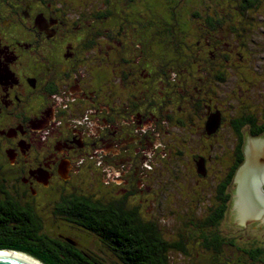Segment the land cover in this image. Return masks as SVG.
I'll list each match as a JSON object with an SVG mask.
<instances>
[{"label":"trees","instance_id":"trees-1","mask_svg":"<svg viewBox=\"0 0 264 264\" xmlns=\"http://www.w3.org/2000/svg\"><path fill=\"white\" fill-rule=\"evenodd\" d=\"M44 1L55 2L64 11L71 12L78 9V7L81 9L80 3L71 1ZM178 1V6L173 9L166 6L165 0H132L131 3L136 4L137 12L143 18L135 22L133 21L131 26H129L130 24L124 25L120 23L123 34L125 32L127 35V28L132 31L128 37H124L122 33L121 36L115 35L118 28L114 24L117 22L110 19L113 15L110 6L105 7V5L98 4L93 0L83 1V3H87V7L92 9L94 19L98 20L96 24L99 26V23H102L101 27L90 29V26L87 28L86 46H92L97 41V34L104 33L113 37L112 41L103 46L105 50L102 49L101 52L104 53V58L102 59V53L97 51L95 53V60L92 61H96L95 63L97 64L101 62L103 67H106L109 72L112 70L118 76L117 80H109L107 89H111L112 91L106 93L105 100L113 108L114 106L117 108L116 101L114 103L115 98H118L123 104L120 114L122 133L126 129V118L130 115V119H132V114H134L132 112L138 106L139 109L143 106L148 109V112L141 111L140 117L152 123L157 117L149 113L151 108H157L158 112H162L166 109V105L160 107L162 103L174 97V101L178 103V106L176 104L177 109L180 110V108L184 107L179 103L181 98L188 101L193 98L197 99L203 90L211 91L210 96L217 97L219 90L217 82H225L229 77L226 70L213 68L214 63L218 60H212L211 55L208 56L199 47L202 42H209L207 39L209 37L208 33L214 36V29L223 22L222 17L224 15L228 17L230 12H226L225 10L223 13L218 12L217 8L219 6L213 14L208 11L204 12L202 6L211 4L209 2V4L206 3L205 0ZM256 3L257 0H241L238 8L241 12L245 13ZM222 8L226 9L225 7ZM66 15L68 16L69 14ZM106 15L108 16L107 19ZM88 25L89 23H86L79 27L84 29ZM231 29H234L233 25L232 27L229 26V31ZM200 35H204L203 40H201ZM136 42L138 44V50L134 49L133 43L136 44ZM111 47L113 49L109 52ZM230 49L227 45H223L221 55L223 53L224 61H228V52L226 50ZM158 51L164 54L165 57H162ZM192 60H195L196 64L198 63V69L203 70V67L206 69L207 67H211L212 71L211 74L209 73V77L207 74L204 76H195L196 80L194 83L198 84H194L189 88L186 87L189 83L185 78L187 76L190 77L195 69H191L186 73L185 77H180V71L184 66L188 68ZM172 67L175 68L172 69ZM174 70H177V77H173V79L169 78L168 71L171 77V73ZM161 76L164 78L163 88L157 81ZM138 79L146 80V83H139L137 82ZM205 79H209L210 81L204 83L203 81ZM179 80L180 82H178ZM211 81L215 83L211 84ZM220 91L224 93V91ZM142 94L143 96L145 95L144 97L146 95L148 96L146 97L147 101L142 100ZM260 101H262L261 98H238V102H241L242 105L234 104V102L232 104L233 110L241 106L239 108V114H231L229 118L233 130L237 135L238 142L234 147V157L230 169L222 176H219L218 180L214 182L216 204L212 206V203H209V210L202 219L198 218V221H196L195 215L198 214L197 206L200 207L202 202V185L199 179L208 177V180H210L211 177L208 165L207 173L204 174L198 171L201 178L197 177L192 181L189 190L186 191L185 189L184 191L185 194L188 192L187 196H184L182 198L183 200L176 202L175 205L169 201L170 197L182 192L180 190L181 184L182 182L186 183V180L189 178L187 176L190 171L189 168L188 172L186 168L183 169L184 166H178L176 170L171 168L164 183L163 180L160 181V188L150 189L149 184V191L148 188L142 191L144 189L139 186L135 190L128 186L131 185L134 187L138 185L140 178H136V174L138 175L139 173L136 172L135 168L136 166L139 167V165L134 164L131 169H127L125 174L127 177L120 176V174L117 175L114 171L117 168L119 170L118 172H120L121 169L124 170L126 168L125 166L120 169L118 166H112L110 167L111 172L107 173L103 171L105 177L104 179L102 177L103 180L100 179L96 172L89 179L90 183L96 184V187L97 182L101 184L100 187H97L101 191L99 194H97V189L92 191L90 188L85 187H76V189L73 187L72 189L66 190L64 186L58 190L49 191L54 194L51 197H56L53 202L54 209L57 208L56 212L60 213L62 215L61 219L66 221L63 225H66L65 228L67 230L63 229L64 231L62 232L57 231L53 234V232L48 231L45 228V220L37 206L36 208L39 214L35 213L34 210H26L22 207L21 202L15 200L13 196H10L9 205L11 208L9 212L16 209L14 207H20L21 214L18 218H13L15 214L10 213L13 218L12 222L7 228L0 230V248H15L26 251V253L46 264H174L170 258L171 252L174 250H179V252L180 250L182 252L186 250L185 235L180 233L177 237L171 236L170 238L166 236L156 219L157 217L147 213L146 208L143 207L145 200H148V195L160 192V197H158V201H154L153 208H161L164 205L176 215L182 216L184 214L188 216L191 213L194 221L187 222L190 224L198 223L201 227L198 235L200 244L213 251L221 249L225 242L224 236L215 231L209 233L207 232V228L216 225L227 213L228 209L231 208L230 200L233 191L230 189V185L234 182L235 172L244 159L243 146L245 144L244 139L247 137L245 138L243 127L247 126V135H259L264 131V104L260 107ZM210 102L211 97H208L206 102L202 98L196 101V103L193 102V105L186 106L185 110L183 108L179 113L175 108L174 114L178 117H175L172 111L167 115V118L173 119L179 128L183 126L178 133L181 136L182 145V148L178 152L182 157L183 163L187 160L186 163L190 161V164L194 165L196 158L201 154L208 161L217 158L221 162L223 159V156L218 152L213 153V151H208L206 154L200 152L206 142H209V147H212L214 140H217L215 136L216 132L208 133L204 125L206 119L205 112L209 106L213 105ZM249 103H254L255 107L251 108V106H247ZM217 109L220 111L221 117L224 116L223 108L217 106ZM225 109L230 110V107L225 105ZM194 114L198 119L192 123L190 120ZM191 125H196L197 129L201 128L200 133L203 132V136L194 142L190 138H192V135L196 131L191 129ZM137 126H139L140 132H143V121L139 122ZM210 140H213L211 144ZM156 141L157 139H150V142L153 143L150 146V157L157 150L155 149L153 151L157 146ZM149 160L150 158L147 156H144L143 159L140 156V167L145 165L147 167L146 170H148L152 166V162ZM82 164H75L74 169L79 172L87 167L94 169V164L91 162L84 163V168H82ZM4 170H7L6 167H4ZM145 174L146 172H144ZM0 176L2 175L0 174ZM117 178H122L123 181ZM110 180L113 183L124 182L123 187L119 185L122 194H107L109 190L106 185L102 186V183ZM5 182L8 184L7 181ZM194 182L196 184L192 186ZM89 185L87 184L86 187ZM194 188L195 191L192 192ZM5 189L7 190L8 188L4 185L0 177V191ZM116 190L119 189L116 187ZM61 198H63V201L59 202ZM207 200L208 197L206 198V202ZM50 205L52 206V204ZM6 206H8L7 203L0 200V212L7 210L8 207L5 208ZM163 217L166 219L169 216L163 215ZM54 220L55 217L51 219L52 222ZM102 246L108 249L107 254H104L102 251ZM238 249H242L241 252H244L246 256L244 257L243 255L241 256L243 258L239 259L229 258L230 263L218 261V264H264V245L244 248L238 246Z\"/></svg>","mask_w":264,"mask_h":264},{"label":"flooded vegetation","instance_id":"flooded-vegetation-1","mask_svg":"<svg viewBox=\"0 0 264 264\" xmlns=\"http://www.w3.org/2000/svg\"><path fill=\"white\" fill-rule=\"evenodd\" d=\"M66 1L81 3L84 0ZM93 1L115 7L132 0ZM69 13L53 1L0 0V177L8 188L0 191V200L8 205L7 210L0 212V230L7 228L12 219L21 214L20 207L9 212L10 196L21 202L26 210L39 214L36 206L42 207L38 199L44 195V205L55 214L57 208L54 209L53 202L56 197L48 196V193L64 187L55 183L57 176L68 182L75 170L73 168L71 172L70 165L74 167L92 159L101 160L107 173L112 171L110 167L122 162L121 168H127L123 167L120 172L117 168L114 170L121 176L131 168L129 147L141 140L136 135L127 144L126 139L107 141L103 135L104 128L109 125L107 133L122 135L117 132L118 128L122 131L121 120L117 128L115 117V129L110 123V113L116 108L105 100L106 93L112 91L107 89L109 80H117L118 76L101 62L83 61L86 54L81 48L86 46L87 36L80 39L79 36H66L69 26L76 34L73 22L66 15ZM111 13H115L113 9ZM90 104L94 105L93 110ZM212 107L218 110L217 106H209L206 119L216 111ZM134 116L140 118L139 122L143 121V127L150 125L149 120L140 117V111L132 114ZM91 119L99 125L97 132L91 131ZM217 129L211 133H217ZM119 145L126 155L116 162H109L107 151L117 152ZM151 145L149 140L142 159L144 156L150 158ZM200 160H203V173L206 174L208 160L202 154L196 158L194 168L200 171ZM142 167L147 169L145 165ZM60 171L67 177L64 178ZM10 213L15 217L12 218Z\"/></svg>","mask_w":264,"mask_h":264},{"label":"rangeland","instance_id":"rangeland-1","mask_svg":"<svg viewBox=\"0 0 264 264\" xmlns=\"http://www.w3.org/2000/svg\"><path fill=\"white\" fill-rule=\"evenodd\" d=\"M206 3H211L207 6H202L204 12L208 11L209 13H214V11L222 12L225 10L226 12H230L227 16H223L222 20L223 22L214 29V36L209 35L207 38L209 42H202L200 45V50H204L205 53L209 56L211 55L212 60H218L216 63H214L213 68L216 69H224L227 71V74H229V77L226 79L225 82H217L219 85V90H218V95L216 96H210L211 91L208 90H203L199 94L197 99H190V101L186 99H182L179 101L180 104H182L184 107L180 108V110L177 109L178 103L174 101V97L171 98L169 101H165L162 103V106L166 105V109L162 112H158L157 108H151L149 110L150 114H153L157 117L152 123L150 122V125H144V130L143 132H140L139 130V118L132 117L130 119V115L128 118H126V129L120 132L118 128L119 124V119H120V114L122 111V103L121 101L117 98L114 99V103L116 101L117 103V108L113 110L110 113L111 118V126L113 129H115V117H116V126L118 128V133L122 134L121 137L117 133L112 134V133H107L106 130L110 127L107 126L104 128L103 135L107 137V141H111L113 138L115 140H121L126 139L127 144H129V140H133L136 138V135H140L139 142L136 145H133L129 147L130 155L132 156V162L129 165V167L132 168L134 164L139 165L138 168H135L136 172L139 173L138 175L136 174V178H140L138 185H135L134 187L131 185V188L135 190L136 187H141L145 191L148 188L149 191V184H150V189L155 188L158 189L160 188V181L163 180V183L165 181L166 176L169 175V170L171 168L177 169L178 166L183 167V169L186 168L188 172L187 176L189 177L186 180V183L182 182L180 190L182 191L180 194H175L170 197V200L174 205L176 202H179L183 200L182 198L184 196H187L188 192L185 194L184 191L189 190L191 187V183L195 178H201L200 174L198 173V170L194 168V165L190 164V161L183 163L182 157L179 154V149L182 148L181 145V136L178 135V133L181 131L182 127H178L175 124V121L173 119L167 118L168 113L172 111L174 114L175 108L177 109V112L179 113L181 110H185L186 106L188 105H193L192 103L198 101L199 99H204L206 102V99L208 97H211V104L214 106H219L223 108V114L224 116L221 117V126L219 127L217 133L215 134L217 140L213 142V140H210V144L213 142V146L209 147V142H206V144L202 147V150L200 152L203 153H208V151L213 153H220L221 156H223L222 161H218L217 158H214L211 161L207 162L208 165V170L211 174L210 180H208V177L199 179L201 185H202V192H201V206H197V212L196 214V221L199 219H202L204 215L207 214L209 210V203H212V206L216 204V198L214 196L215 194V186L214 182L218 180L219 176H222L227 170L230 169L233 157H234V147L236 143L238 142L237 135L235 131L233 130L232 123L229 121V118L231 114L236 115L239 114V108L237 107L236 110H233V102L234 104H239L242 105L241 102H238V98H248L250 97L258 99L261 98L262 101L260 107L263 106L264 104V0H257V3L249 9L247 12H241L239 7V4L241 0H205ZM118 3L115 5L113 8L112 5L110 7L113 9L115 12L110 19L114 20L115 23L114 26L118 28V31L115 33L117 36H121V24H130L131 26L132 22L137 21L138 19L143 18L138 12L136 8V4H121ZM165 4L167 7L175 8L178 6L179 1L178 0H165ZM109 5V4H108ZM106 5L105 7H108ZM83 9H78L71 11L69 13V19L73 22L72 23V28L76 31V34H74L73 30L65 31V34L67 37L74 38V36H79L80 38H83V36H86L88 33L87 28L91 26L90 29L95 28V27H101L102 23L96 24L98 22L97 19H94V13L90 7H87V3H80V7H83ZM225 7L226 9L222 8ZM169 14V13H167ZM89 23V25L84 29L77 28L76 26H81L83 24ZM234 26V29H231L229 31V26L232 27ZM79 29V30H77ZM128 29L127 35L122 33V35L125 37L128 35H131L132 31ZM116 30V29H114ZM190 30V29H189ZM240 33V34H239ZM206 35V34H205ZM97 41L93 43L92 46H82L81 52H84L86 54V60L83 61H92L95 60V53L100 50V52L105 50L103 46H105L106 43L112 41L113 37L107 34H97ZM195 36V35H194ZM204 35H200L201 40H203ZM130 39V38H129ZM213 39V40H211ZM136 40V39H134ZM138 42V41H137ZM133 43L134 49L138 50V44ZM223 45H227L230 47V50H226L228 52V61H224V55L222 53L221 55V49ZM112 47L110 48L109 52L112 51ZM115 52V51H114ZM159 52V51H158ZM102 53V52H101ZM113 53V52H111ZM159 54L162 57H165L164 54L160 53ZM104 53H102V59ZM89 56V58H88ZM107 56V55H106ZM101 58V56H100ZM220 58V59H219ZM185 59V58H184ZM121 65V63H120ZM118 64V66H120ZM189 67L187 68L184 66L182 70L180 71V77H185L186 73H188L191 69H195L193 74L189 77L187 76L185 79H187V82L189 83L186 85V87H191L194 84V81L196 80L195 76L199 75H208L209 73L211 74V67L207 69L203 67L202 69H198V63L196 64L195 60L191 61V64L188 65ZM175 67H172V69ZM169 78L177 77V70H174L173 73H171L170 77V72L168 71ZM176 79V78H174ZM121 81V80H120ZM158 83L160 85L164 86V78L161 76L158 80ZM206 81H210L209 79H205L203 82L205 83ZM137 82L139 83H146V80L138 79ZM180 82V80L178 81ZM215 82L211 81V84ZM251 87V89H249ZM220 90L224 91L221 92ZM172 91V90H171ZM170 91V92H171ZM167 92V91H166ZM227 92V93H225ZM147 93V92H146ZM145 96V95H144ZM143 94L141 95L142 100H146V97H144ZM218 98V101H217ZM139 99V96H138ZM235 99V100H233ZM147 101V100H146ZM259 101V100H258ZM255 103V102H254ZM254 103H249L247 106H251V108L255 107ZM177 104V106H176ZM95 105V102H94ZM94 105L90 104L91 110L94 109ZM225 105H228L230 107V110L225 109ZM231 105V106H230ZM143 106L141 109H139V106L133 110L132 113H136L138 111H147L148 109ZM206 107V104H205ZM216 110L215 108L213 111ZM205 111V110H204ZM203 111V112H204ZM230 112V115H229ZM176 113V114H178ZM175 115V114H174ZM95 117V116H94ZM109 117V115H108ZM175 117H178L175 115ZM174 117V118H175ZM109 119V118H108ZM198 117L194 114L192 119L190 120L192 123L196 122ZM208 119V118H207ZM206 119V120H207ZM96 121V118L94 119ZM94 120H90L89 124L91 125V131H96L98 130L97 127L99 128V125L94 122ZM132 121V122H131ZM200 121V120H199ZM131 122V126H130ZM124 123V122H123ZM96 125V126H95ZM199 125V122H198ZM133 126H135L133 128ZM191 129L196 131L192 135L191 140L193 142L195 140H199V137L201 138L203 135V132L200 133L201 128L197 129L196 125H191ZM244 135L245 138L247 137V126H244ZM205 130V129H204ZM97 132V131H96ZM253 135V134H252ZM130 136V138H129ZM260 137L262 141L264 142V131L259 134L255 135ZM152 139L155 140L157 139V150L152 154L150 157V161L152 162V166H148V170L144 169L142 166L140 167L139 159L140 156L144 154V147H146L147 142ZM192 142V143H193ZM125 145V144H123ZM194 145V144H193ZM245 145V144H244ZM120 149H117L116 151L108 150L107 151V156L108 159H111L109 162L113 163L116 162L117 160H120V156H125L126 153L124 152V149L119 145ZM244 147V146H243ZM147 153H149L148 149H146ZM145 151V153H146ZM92 159V158H91ZM148 159V158H147ZM91 162L94 164V169H89L84 168L85 166L83 165L84 163ZM82 166L84 170H81V172L75 170L73 172V176H71V180L69 182L64 181L63 178H59L58 176L56 177L55 183L57 186H65L66 190L72 189L73 187L76 189V187H85V188H90V190H96L97 187H100V183L98 184L97 182V187L96 184L90 183L89 179L96 174L100 177V179L105 178L103 175L104 171V166H102V161L100 160L97 162L96 160H87L85 161ZM182 163V164H181ZM187 164V165H186ZM86 165V164H85ZM123 165L122 162L118 163L116 166L120 169L121 166ZM186 165V166H185ZM72 168H70V171H73V165H70ZM123 167V166H122ZM126 167V166H125ZM127 168V167H126ZM129 168V169H131ZM116 169V168H115ZM143 172H146V174H141ZM126 171L123 173V176H126ZM119 175V174H117ZM141 175V176H140ZM127 177V176H126ZM102 179V180H103ZM118 180H122V178H117ZM123 181V180H122ZM117 182L113 183V181H106L105 183H102V186H107L109 192H107L108 195H113V194H122L121 185L123 187L124 182ZM87 184H90L88 187ZM196 182L192 184L194 186ZM233 184L234 182L231 183L230 189L233 191ZM127 186V187H128ZM196 186V185H195ZM116 187L119 190H116ZM60 188H56L58 190ZM54 190V189H53ZM97 194H99L101 191L99 189L96 190ZM195 191V188L192 190V192ZM155 192V190H154ZM137 194V192H136ZM54 195L53 193L49 192L48 196ZM138 196V195H137ZM182 196V197H181ZM140 197V196H138ZM148 200H145V203H143V207L146 208L147 213L155 215L160 224V226L163 229V233L166 236H171L177 237L179 236L180 233H183L185 235V243H186V250L179 252V250H174L171 252V260L174 264H189V263H196V264H218V261H226L230 263L229 258L233 259H239L243 258L241 256L244 255V252H241L242 249H238V246L244 248V247H252V246H258V245H264V230H244V229H229V222H230V212L231 208L228 209L227 213L220 219V221L213 226H209L207 228V232L213 233L219 232L222 234L225 238V242L223 243L221 249L213 251L210 250L207 247H204L202 244H200L199 240V232L200 226L197 224H190L188 223L189 221L193 220L192 214L189 213L188 216L186 215H176L175 213L171 212V209L166 208L164 205H162L161 208H153L152 206L155 204L154 201H158V197H160V192L156 193H151L150 195L147 196ZM208 197V200L206 202V198ZM42 203V207L38 208L39 212L41 213L42 217L45 220V228L53 232V234L57 231H64L67 230L65 228L66 221L62 220V215L58 212L55 214L51 213L49 210V207L47 205H44V201H46V198L44 195H41L40 198L38 199ZM232 203V197L230 200V204ZM158 204V203H156ZM159 205V204H158ZM157 206V205H155ZM169 216L166 219L163 217ZM55 217L54 222L51 221V219ZM188 221V222H187ZM194 221V220H193ZM71 224V222H69ZM64 229V230H63ZM88 242V241H87ZM92 242V240H91ZM90 242V243H91ZM102 251L104 254L108 253V249L102 246Z\"/></svg>","mask_w":264,"mask_h":264},{"label":"water","instance_id":"water-1","mask_svg":"<svg viewBox=\"0 0 264 264\" xmlns=\"http://www.w3.org/2000/svg\"><path fill=\"white\" fill-rule=\"evenodd\" d=\"M220 122V111L211 112L206 121L207 132L215 131ZM244 141V159L233 178L229 229L264 230V142L252 134H248ZM199 170H205L203 160L199 161ZM61 174L67 177V174ZM0 250L26 252L15 248ZM0 264L34 263L15 253H0Z\"/></svg>","mask_w":264,"mask_h":264},{"label":"bare ground","instance_id":"bare-ground-1","mask_svg":"<svg viewBox=\"0 0 264 264\" xmlns=\"http://www.w3.org/2000/svg\"><path fill=\"white\" fill-rule=\"evenodd\" d=\"M0 253H15L17 255H20L30 261H32L34 264H45L39 259L35 258L34 256L26 253V252H21V251H12V250H0Z\"/></svg>","mask_w":264,"mask_h":264}]
</instances>
